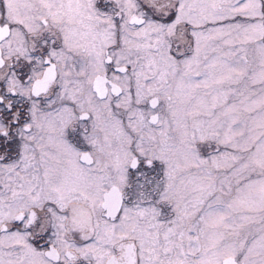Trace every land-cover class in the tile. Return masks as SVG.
Masks as SVG:
<instances>
[{
	"label": "snow or ice",
	"instance_id": "snow-or-ice-1",
	"mask_svg": "<svg viewBox=\"0 0 264 264\" xmlns=\"http://www.w3.org/2000/svg\"><path fill=\"white\" fill-rule=\"evenodd\" d=\"M0 264H264V0H0Z\"/></svg>",
	"mask_w": 264,
	"mask_h": 264
}]
</instances>
